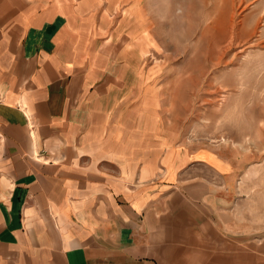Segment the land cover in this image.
<instances>
[{"label": "crops", "instance_id": "0c3cea01", "mask_svg": "<svg viewBox=\"0 0 264 264\" xmlns=\"http://www.w3.org/2000/svg\"><path fill=\"white\" fill-rule=\"evenodd\" d=\"M91 3L0 0V264H171L147 237L174 168L123 118Z\"/></svg>", "mask_w": 264, "mask_h": 264}, {"label": "rangeland", "instance_id": "374dc122", "mask_svg": "<svg viewBox=\"0 0 264 264\" xmlns=\"http://www.w3.org/2000/svg\"><path fill=\"white\" fill-rule=\"evenodd\" d=\"M90 1L121 60L123 118L174 168L155 176L150 251L264 264V0Z\"/></svg>", "mask_w": 264, "mask_h": 264}]
</instances>
